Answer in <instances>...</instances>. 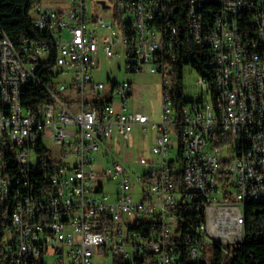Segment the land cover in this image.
Wrapping results in <instances>:
<instances>
[{"label": "built area", "instance_id": "2783aa9c", "mask_svg": "<svg viewBox=\"0 0 264 264\" xmlns=\"http://www.w3.org/2000/svg\"><path fill=\"white\" fill-rule=\"evenodd\" d=\"M199 1L41 0L33 22L50 39L17 47L0 32V264H181L184 245L193 263L208 234L225 253L245 241L243 209L264 203V0H220L191 22ZM181 11L216 81L213 90L201 78L202 96L178 118L170 78ZM101 51L122 55L127 72L161 74L158 123L128 111L131 82L93 77ZM51 58L56 84L40 62ZM33 90L47 101L33 102ZM137 126L155 131L157 158L135 171L101 144L129 140ZM44 158L49 186L37 190Z\"/></svg>", "mask_w": 264, "mask_h": 264}, {"label": "trees", "instance_id": "16d2710c", "mask_svg": "<svg viewBox=\"0 0 264 264\" xmlns=\"http://www.w3.org/2000/svg\"><path fill=\"white\" fill-rule=\"evenodd\" d=\"M41 0H0V26L3 31L11 38L17 47L26 44H31L34 41H45L50 39V36L45 32L38 30L34 26L32 9L35 4ZM201 4L203 5L202 12H208L207 8H218L217 4ZM178 20V31L173 38L176 46L174 47L177 54V61L175 63V72L172 75V90L171 95L174 102V108L177 117L180 118L181 112L187 104L193 102L188 101L183 97V69L186 65H192L193 68L200 74L201 78L205 79L210 87L214 90L216 73L215 69L206 63L204 58L199 53V48L193 43L186 23V11L178 12L176 15ZM163 21L158 26L166 25ZM252 29V28H250ZM52 48V56L56 55V48ZM198 48V49H197ZM43 70L47 73V82L55 83L56 74L50 72V68H54V59L51 58L49 62L43 63ZM33 102L47 101V96L40 90H33L29 92ZM44 153V149H42ZM46 160L41 162L40 169L36 171L38 178L37 190L45 189L49 186V177L51 170L45 165ZM230 177L226 178V187L230 185ZM245 212V234L246 239L243 243L233 244L228 246L230 258L226 262V254L219 246H212L213 261L211 264H264V203L248 202L244 209ZM196 217H194L195 220ZM202 221L205 219L204 212L201 213ZM184 232L188 230L184 228ZM189 250L186 245L182 247L181 264H208L206 262H190Z\"/></svg>", "mask_w": 264, "mask_h": 264}, {"label": "rangeland", "instance_id": "374dc122", "mask_svg": "<svg viewBox=\"0 0 264 264\" xmlns=\"http://www.w3.org/2000/svg\"><path fill=\"white\" fill-rule=\"evenodd\" d=\"M51 6L56 7V3L51 2ZM108 21L109 18L106 17ZM102 31V32H101ZM98 33L107 35V31L98 27ZM93 77L97 81L109 85V79L112 81H129L132 83V94L129 97L128 111H140L150 117L152 123H158L161 117L162 94L164 88L163 77L159 73L127 72L124 57L120 54L113 58L108 57L102 51L98 56V66L93 70ZM183 97L188 101H195L202 96L203 87L198 84L201 80L200 74L192 67L186 65L183 69ZM59 81H68L67 76H61ZM172 80L170 78V85ZM155 131L151 128L143 130L141 127H135L129 140H112L108 144H101L102 153H108L109 158L121 161L133 170L142 169V164L146 161L154 160L157 156L152 154V145L155 138ZM173 151L177 156L179 153L178 138L173 139ZM221 159H230L233 148L229 145L222 147ZM39 154H34V159H39ZM101 159V157H100ZM101 161V160H100ZM101 163V162H99ZM212 236L208 234L205 244L202 248V258L200 262L211 264L213 261ZM226 254V262L230 258L229 251ZM112 261V259H110ZM98 264L101 258L96 259ZM110 262V261H109Z\"/></svg>", "mask_w": 264, "mask_h": 264}, {"label": "bare ground", "instance_id": "6f19581e", "mask_svg": "<svg viewBox=\"0 0 264 264\" xmlns=\"http://www.w3.org/2000/svg\"><path fill=\"white\" fill-rule=\"evenodd\" d=\"M212 3L217 4L220 7V0H202L199 1V4L196 5L195 11H190V21L191 22H199V15H202V6L201 4H210ZM211 4V5H212ZM215 8V7H214ZM209 10V8H207ZM153 21L156 22V26H158L159 23H162L165 21V15L162 14L161 11H153ZM166 25H162V27H159V31H166L168 30V21ZM250 28L252 29H258V22H250ZM0 32H4L2 27L0 26ZM198 49V48H197ZM199 53L201 56H204V49L199 48ZM13 190H16V183L14 182H6L5 185H3V196H12ZM243 218H245V212L243 209Z\"/></svg>", "mask_w": 264, "mask_h": 264}, {"label": "crops", "instance_id": "0c3cea01", "mask_svg": "<svg viewBox=\"0 0 264 264\" xmlns=\"http://www.w3.org/2000/svg\"><path fill=\"white\" fill-rule=\"evenodd\" d=\"M137 127H139V126H137Z\"/></svg>", "mask_w": 264, "mask_h": 264}]
</instances>
